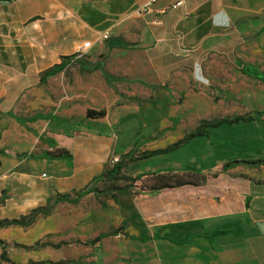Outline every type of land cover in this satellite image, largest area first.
Wrapping results in <instances>:
<instances>
[{
    "label": "crops",
    "instance_id": "1",
    "mask_svg": "<svg viewBox=\"0 0 264 264\" xmlns=\"http://www.w3.org/2000/svg\"><path fill=\"white\" fill-rule=\"evenodd\" d=\"M151 1L0 0L7 2L0 3L1 9L12 8L16 14L15 19H7L8 14L0 9L1 24L19 27L13 38L5 28L3 36L9 40L0 43L5 55V62L0 60V150L42 155L53 145V136L64 132L49 120H34L37 112L24 116L23 123L19 100L53 65L54 46L62 44L71 29L82 31V35L76 34L75 44L84 37L91 40V49L101 48V37L108 32L106 40L114 37L108 44L112 56L128 44L145 50L146 61L140 67L157 71L163 84L186 66L198 63L194 51L204 53L207 36L222 31L223 18L217 15L213 20V0ZM179 2L182 4L177 6ZM150 3L141 13L140 9ZM35 18L41 19L30 22L27 29L25 24ZM211 32L213 35H208ZM24 34L26 40L22 39ZM192 38L197 42L195 49L190 47ZM116 73L121 72L112 67L111 74L119 77ZM123 73L120 76L129 78L128 71ZM30 105L36 109L34 103ZM257 112L264 120V111ZM51 116L71 119L56 113ZM254 124L259 132L252 148L241 160H234L239 164L216 174L206 171V175L174 163L172 169L147 174L177 171L206 178L154 193L133 191L116 199L112 193H90L77 204L54 203L59 196L73 199L91 186L108 190V183L95 179L110 169L115 158L129 151L125 146L120 150L119 136L112 129L83 127L74 133L71 157L30 161L0 157V221L20 219L37 208H51L49 215H38L31 227L0 229V241L4 242L0 264H10L1 259L3 249L14 264H134V254L142 247L157 253L160 259L159 263L152 260L155 264H264V233L258 226L264 223V164H253L264 160V127ZM146 135L147 151L169 146L156 147L155 136ZM120 228L122 234L151 240L140 242L120 234L86 244ZM37 243L40 246L36 247Z\"/></svg>",
    "mask_w": 264,
    "mask_h": 264
},
{
    "label": "rangeland",
    "instance_id": "2",
    "mask_svg": "<svg viewBox=\"0 0 264 264\" xmlns=\"http://www.w3.org/2000/svg\"><path fill=\"white\" fill-rule=\"evenodd\" d=\"M213 4L216 14L213 20L217 15L223 18L220 35L207 36L204 53L194 51L198 63L186 66L165 84L157 78V71L140 67L146 61L145 50L128 44L118 55L112 56L108 47L112 36L103 41L101 48L95 46L79 54V46L91 40L82 37L80 44H75L76 34L82 35V31L71 29L62 44L54 46L53 65L39 75V83L33 89L21 95L23 123L27 119L24 116H32L34 112H37L34 120L46 121L56 113L81 121L88 110H105L107 116L104 119L89 121L90 126L85 129H112L119 136L120 150L129 147L125 155H134L148 149L147 133L157 139L154 146L165 147L195 130L201 121L264 111V31L260 32L264 28V0H213ZM148 7L145 4L140 12L144 13ZM1 10L8 14L7 19L13 16L15 19L12 8ZM36 19L41 18L28 21L27 29ZM5 28L10 38L19 29L0 21V43L9 40L3 36ZM126 32L125 29L121 34L125 36ZM26 36L22 35V39L26 40ZM190 44L195 49L196 39L192 38ZM2 50L0 47V60L5 62ZM64 57H68L70 65L42 82L44 75L62 63ZM112 67L121 72L116 73L119 77L111 74ZM125 71L129 72V78L120 76ZM174 81L179 84L177 87L171 86ZM30 103H34L36 109ZM210 132L209 138H197L190 146L181 147L166 159L154 158L136 165L128 163L124 174L133 177L150 170L163 171L172 169L174 163L196 169L199 174H206V171L216 174L221 172V166L243 158L252 148L259 130L254 123H242ZM206 175L183 176V179L199 183ZM132 183L146 189L158 186L156 178L146 176ZM128 184L130 182L126 180L110 183L111 186ZM134 255V264H155L152 260L157 259L159 263L160 259L147 247L137 250Z\"/></svg>",
    "mask_w": 264,
    "mask_h": 264
},
{
    "label": "trees",
    "instance_id": "3",
    "mask_svg": "<svg viewBox=\"0 0 264 264\" xmlns=\"http://www.w3.org/2000/svg\"><path fill=\"white\" fill-rule=\"evenodd\" d=\"M263 31H264V28L260 32H263ZM67 59L68 57H64L62 63L56 65L51 70H49L42 78V82L46 80L47 77H51L53 75L63 72L71 63ZM262 115L263 114L259 112H254L251 114L237 115L233 117H223V118H218V119H214L210 121L208 120L201 121L195 130H193L192 132H189L181 140L177 141L176 143L172 145H169L168 147L164 149H157V150H151V151L145 150V151H142L134 155H125V154L122 155V157L119 159L117 163H114L110 167L109 170L103 173L102 176L95 179V181L102 180L108 183L109 187L107 191H99L98 189L94 188V186H91V188L78 193L77 196L73 199H71L70 196L68 195L59 196L55 199L54 203L59 204L62 202H68L70 204H77L81 198H83L84 196L90 193H94L97 196H104L106 195V193H112V198L116 199V197L118 196L129 195V193L133 191L137 193H154L156 191H159L165 188H173L177 186H183L186 184L196 183L195 181L183 179V176H191V175L182 173V172H177V171H167L163 173L157 172L153 174H140L138 176L129 177L126 174H124V169L126 168L128 163H137L140 161L167 155V154L176 152L178 149H180L183 146L188 145L189 143H191L193 140L197 138H201V137L209 138L211 136L210 130H218L225 126H229V127L237 126L241 123H246V124L256 123L264 127V120L261 119ZM106 116H107V112L105 110H100V111L88 110L86 112V118L81 121H76V120L67 119V118H59L57 116H50L48 119L50 123L57 124L58 129H63L64 132L61 134H55L53 136L52 138L53 145L49 148L48 151H46L42 155H36L34 153L18 154L11 150L2 149L0 150V157L12 156L18 160H28V161L41 160V159L55 160V159H59L63 157H71L74 133L80 132L81 129L85 126L86 127L88 125L90 126V124H88L89 121L104 119ZM239 163H240L239 161H233L223 166L220 169L226 170L229 167L233 165H237ZM253 164H264V160L253 162ZM0 166H1V162H0ZM144 176L156 178V181L158 182V186L156 187L153 186L150 189H146V188H140L138 185H134V183H132L134 180L135 182L137 180H141ZM123 180L130 182V184L126 186H116V185L111 186L110 185V183H116V182L123 181ZM50 209L51 208L49 206L37 208L35 210H32L28 215L21 217L20 219L0 221V229L12 227V226H21L25 228L31 227L35 223L38 215L40 214L49 215L51 212ZM122 231L123 229L120 228L119 230H115L109 234L100 235L96 239L86 242V244L87 245L95 244L106 237L120 235L122 234ZM122 235L128 237L131 240H136L140 242H148L151 240L150 237L135 238L127 234H122ZM3 244L4 242L0 241V246ZM38 246H40V243L36 244V247ZM1 259L7 263L14 264L6 257V251L4 249L2 251Z\"/></svg>",
    "mask_w": 264,
    "mask_h": 264
},
{
    "label": "built area",
    "instance_id": "4",
    "mask_svg": "<svg viewBox=\"0 0 264 264\" xmlns=\"http://www.w3.org/2000/svg\"><path fill=\"white\" fill-rule=\"evenodd\" d=\"M156 0H152L151 1V3H153V2H155ZM151 3L150 4H147V5H149V7H150V5H151ZM182 3L181 2H179L178 4H177V6H179V5H181ZM148 7V8H149ZM147 8V9H148ZM109 38V33L108 32H106L105 34H103V36H102V39L103 40H106V39H108ZM92 48V42H90V41H88V42H85L84 44H83V46L80 48V50H79V54H84V53H86L88 50H90ZM114 163H117L118 161H119V159L118 158H115L114 160Z\"/></svg>",
    "mask_w": 264,
    "mask_h": 264
},
{
    "label": "water",
    "instance_id": "5",
    "mask_svg": "<svg viewBox=\"0 0 264 264\" xmlns=\"http://www.w3.org/2000/svg\"><path fill=\"white\" fill-rule=\"evenodd\" d=\"M0 3H7V2H0ZM258 226H259L261 232L264 233V223H261Z\"/></svg>",
    "mask_w": 264,
    "mask_h": 264
}]
</instances>
